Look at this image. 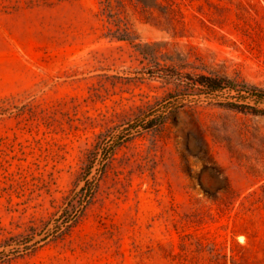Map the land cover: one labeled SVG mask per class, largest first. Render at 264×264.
<instances>
[{
  "label": "rangeland",
  "instance_id": "1",
  "mask_svg": "<svg viewBox=\"0 0 264 264\" xmlns=\"http://www.w3.org/2000/svg\"><path fill=\"white\" fill-rule=\"evenodd\" d=\"M255 89L264 0H0V264H264Z\"/></svg>",
  "mask_w": 264,
  "mask_h": 264
},
{
  "label": "trees",
  "instance_id": "2",
  "mask_svg": "<svg viewBox=\"0 0 264 264\" xmlns=\"http://www.w3.org/2000/svg\"><path fill=\"white\" fill-rule=\"evenodd\" d=\"M199 79H200V81L198 83L205 86L206 88H208L210 90H219V89L224 88L225 81H226L225 79L224 80L223 79H215V78L207 77V76H200ZM255 90H257V92H259V93L264 94L263 90H258V89H255ZM255 112L264 114V111H255Z\"/></svg>",
  "mask_w": 264,
  "mask_h": 264
}]
</instances>
